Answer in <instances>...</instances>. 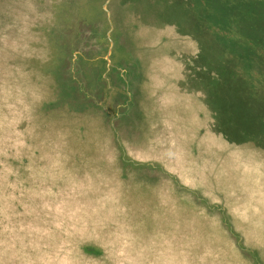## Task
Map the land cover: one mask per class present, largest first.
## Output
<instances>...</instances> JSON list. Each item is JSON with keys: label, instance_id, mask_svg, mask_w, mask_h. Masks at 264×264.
Masks as SVG:
<instances>
[{"label": "rangeland", "instance_id": "obj_1", "mask_svg": "<svg viewBox=\"0 0 264 264\" xmlns=\"http://www.w3.org/2000/svg\"><path fill=\"white\" fill-rule=\"evenodd\" d=\"M143 1L136 15L109 0L108 48L96 58L95 46H64L96 22L83 19L84 0L70 14L57 4L73 0H0V96L21 102L0 115L1 207V170L22 156L30 120L24 89L32 107L49 95L34 86L38 70H61L60 97L105 114L115 134L80 174L51 166L28 212L0 216V264H247L244 254L264 264V0ZM113 140L151 179L130 171L121 182ZM100 201L122 217L102 227Z\"/></svg>", "mask_w": 264, "mask_h": 264}, {"label": "trees", "instance_id": "obj_2", "mask_svg": "<svg viewBox=\"0 0 264 264\" xmlns=\"http://www.w3.org/2000/svg\"><path fill=\"white\" fill-rule=\"evenodd\" d=\"M78 0H73L74 4L61 2L57 5L62 6V10L65 13H73L76 9V5L79 3ZM105 0H84L82 5L84 6V12L82 14L83 19L101 21L107 25L106 13L102 8ZM115 8L125 13H133L136 15L138 11H142L143 0H114ZM56 4V1H54ZM150 5L154 6L153 3ZM109 6H107L108 8ZM109 9V8H108ZM59 46V45H58ZM54 61H58L56 58ZM51 64V63H50ZM54 64V63H53ZM52 65V64H51ZM54 66V65H53ZM61 70L53 69L52 67H46L38 70L36 73L38 77H34V86H42L44 83L47 84L48 96H42L41 93L31 106L30 100L33 98L29 94H35L34 92H27V95L23 96L22 99L24 106L31 111L29 118L21 124L20 129H25V138L20 140L23 146L20 145V153L22 156L18 157L14 155V163L9 165V168L2 169L4 173V184L6 193H1V197H8L5 201V207H1L0 204V216L17 213H26L29 208H33L31 204V198L34 197L35 203L38 202V194L45 182L47 184L48 179L51 178L50 173L51 166L56 171L55 174L63 172L65 175L80 174L79 167L82 160H91L93 158H101L103 155V142L106 139V133L114 134L113 129L110 128V124L107 121L105 114L103 116H96L89 110L88 106L82 102V99L75 97H60L61 91H67L63 76L59 72ZM76 91V87L73 86ZM25 93V94H26ZM18 97L14 94L8 96H0V115L3 112H11L13 115H18L19 106H17ZM92 106V105H91ZM18 107V108H17ZM23 107V106H22ZM18 110V111H17ZM12 115L7 118H11ZM25 117V116H24ZM4 116H0V123L4 120ZM102 121V125L96 127ZM93 128V129H92ZM13 139V138H11ZM100 141V142H99ZM113 144L116 147L117 160L113 165V172L119 177L122 183L125 184L128 180L130 171L137 172L143 179H151V173L153 172L152 167H146L149 164H141L137 167H132L129 162H126V154L123 156L122 151L125 152L126 148L122 144H117L116 140H113ZM52 145V146H50ZM50 147L53 151L50 153ZM129 147V146H128ZM134 148V146H131ZM51 154L53 163L48 166L47 159L44 155ZM98 156V157H96ZM98 158V159H99ZM3 159V157L1 158ZM0 159L1 162H4ZM31 159L35 160L34 163H30ZM77 162H74V161ZM102 159L96 164L97 168L103 166ZM78 169V170H77ZM61 175V174H60ZM46 194L51 190L42 189ZM106 201H100V206H105L101 215L104 218V222H101L102 227H107L110 223H114L115 220L122 217V210H118L115 206H111ZM2 220H0V224ZM88 228V227H87ZM156 234H151L149 240L154 241ZM130 239L129 236L125 239H120L119 243L125 242ZM91 250V249H88ZM163 251L165 249H162ZM80 255H84L86 260L92 261L98 258L91 252L86 250H77ZM75 251L74 253H78ZM94 251V250H93ZM243 252V251H242ZM245 253V252H244ZM245 261L247 264H254L252 261L247 259L244 254ZM251 262V263H250ZM256 264V263H255Z\"/></svg>", "mask_w": 264, "mask_h": 264}, {"label": "flooded vegetation", "instance_id": "obj_3", "mask_svg": "<svg viewBox=\"0 0 264 264\" xmlns=\"http://www.w3.org/2000/svg\"><path fill=\"white\" fill-rule=\"evenodd\" d=\"M86 28L85 30H87ZM88 30L90 31V33H88V35L86 34V37L84 40H82L81 38L73 37L64 46H74V48H80L84 50L86 49L87 46H95L93 48L96 54V58H102L106 54V51L108 48V40H107L108 27L106 26L105 23L101 21L99 22L96 21L89 27ZM68 39H69V35H68ZM103 49L105 50L104 55L101 56ZM128 74H129V71L125 73V75H128ZM110 88L111 89L114 88L112 84L109 85V89Z\"/></svg>", "mask_w": 264, "mask_h": 264}, {"label": "water", "instance_id": "obj_4", "mask_svg": "<svg viewBox=\"0 0 264 264\" xmlns=\"http://www.w3.org/2000/svg\"><path fill=\"white\" fill-rule=\"evenodd\" d=\"M109 0H105L104 4H103V10L106 12V15H108V10H107V4H108Z\"/></svg>", "mask_w": 264, "mask_h": 264}]
</instances>
